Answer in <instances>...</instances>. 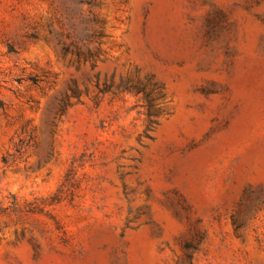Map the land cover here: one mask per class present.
Listing matches in <instances>:
<instances>
[{
  "label": "rangeland",
  "instance_id": "rangeland-1",
  "mask_svg": "<svg viewBox=\"0 0 264 264\" xmlns=\"http://www.w3.org/2000/svg\"><path fill=\"white\" fill-rule=\"evenodd\" d=\"M0 264H264V0H0Z\"/></svg>",
  "mask_w": 264,
  "mask_h": 264
},
{
  "label": "trees",
  "instance_id": "trees-1",
  "mask_svg": "<svg viewBox=\"0 0 264 264\" xmlns=\"http://www.w3.org/2000/svg\"><path fill=\"white\" fill-rule=\"evenodd\" d=\"M110 87L109 86H105L104 90H108ZM138 89L139 91H143L144 87L140 88L139 85H129V83H127L125 85V89L126 90H130V89Z\"/></svg>",
  "mask_w": 264,
  "mask_h": 264
}]
</instances>
